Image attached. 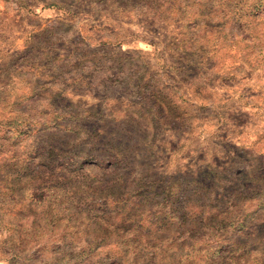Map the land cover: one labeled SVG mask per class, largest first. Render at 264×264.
I'll return each mask as SVG.
<instances>
[{
    "label": "rangeland",
    "instance_id": "rangeland-1",
    "mask_svg": "<svg viewBox=\"0 0 264 264\" xmlns=\"http://www.w3.org/2000/svg\"><path fill=\"white\" fill-rule=\"evenodd\" d=\"M0 264H264V0H0Z\"/></svg>",
    "mask_w": 264,
    "mask_h": 264
},
{
    "label": "trees",
    "instance_id": "trees-1",
    "mask_svg": "<svg viewBox=\"0 0 264 264\" xmlns=\"http://www.w3.org/2000/svg\"><path fill=\"white\" fill-rule=\"evenodd\" d=\"M115 159V158H114ZM113 159V162H117V160ZM117 164V163H116ZM176 180L174 179H170L169 183L166 184L165 189L166 191V198H163V204L166 206V212H164V215H168L170 218L176 220L177 223L181 224L182 219H184L185 215L183 212L181 213H177L178 211H180L182 208H179L178 205L181 202L180 201V190L177 189L178 186L175 185ZM144 182L139 184V186H144ZM173 187H176V190L172 191L171 189ZM152 187L151 185H148L147 189L144 190L141 194V196L143 198H147L150 195H153V192L151 191ZM137 194H139L136 191ZM193 193H195L198 197L204 198V194L205 193H211V190L207 189V188H203V187H195V190L193 191ZM174 211H176L177 214L174 213ZM199 215H202V212L198 211ZM146 243H149V241H146ZM86 257L83 256L82 260H84Z\"/></svg>",
    "mask_w": 264,
    "mask_h": 264
}]
</instances>
